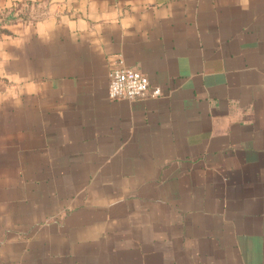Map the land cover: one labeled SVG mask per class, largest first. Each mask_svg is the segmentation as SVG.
<instances>
[{
    "label": "crops",
    "instance_id": "crops-1",
    "mask_svg": "<svg viewBox=\"0 0 264 264\" xmlns=\"http://www.w3.org/2000/svg\"><path fill=\"white\" fill-rule=\"evenodd\" d=\"M0 264H264V0H0Z\"/></svg>",
    "mask_w": 264,
    "mask_h": 264
},
{
    "label": "built area",
    "instance_id": "built-area-1",
    "mask_svg": "<svg viewBox=\"0 0 264 264\" xmlns=\"http://www.w3.org/2000/svg\"><path fill=\"white\" fill-rule=\"evenodd\" d=\"M161 89L151 86L146 75L117 62L108 73V95L112 99L157 96Z\"/></svg>",
    "mask_w": 264,
    "mask_h": 264
}]
</instances>
